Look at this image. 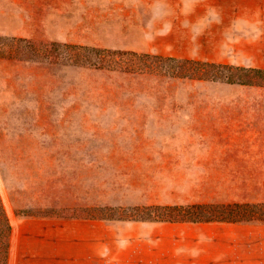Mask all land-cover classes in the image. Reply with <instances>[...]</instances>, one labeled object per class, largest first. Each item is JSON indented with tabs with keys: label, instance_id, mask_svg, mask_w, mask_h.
Instances as JSON below:
<instances>
[{
	"label": "rangeland",
	"instance_id": "rangeland-1",
	"mask_svg": "<svg viewBox=\"0 0 264 264\" xmlns=\"http://www.w3.org/2000/svg\"><path fill=\"white\" fill-rule=\"evenodd\" d=\"M199 1L0 0V35L24 38L18 49L28 50L0 57L8 264H26L21 222L91 246L101 255L92 264H143L149 250L173 249L167 228L196 225L140 219L264 201L263 83L94 67L64 46L264 68V0H226L222 28L196 15ZM214 225L238 234L239 259L264 264V228Z\"/></svg>",
	"mask_w": 264,
	"mask_h": 264
},
{
	"label": "trees",
	"instance_id": "trees-1",
	"mask_svg": "<svg viewBox=\"0 0 264 264\" xmlns=\"http://www.w3.org/2000/svg\"><path fill=\"white\" fill-rule=\"evenodd\" d=\"M24 38L0 35V57L16 58L20 52L18 43ZM31 45L33 52L44 50L42 42ZM41 44V45H40ZM67 52L73 54L72 60L86 62L94 67H119L124 71H153L178 76L221 80L227 83L264 84V68L233 65L191 58H177L172 55L151 54L148 52L110 50L88 47L79 44H65ZM37 49V50H36ZM82 58V59H81ZM191 208V209H190ZM137 220V219H136ZM147 220V219H140ZM147 221H191V222H233L264 225V201L252 202H212L190 204L186 217L175 219H149ZM12 224L0 196V264H8Z\"/></svg>",
	"mask_w": 264,
	"mask_h": 264
},
{
	"label": "crops",
	"instance_id": "crops-1",
	"mask_svg": "<svg viewBox=\"0 0 264 264\" xmlns=\"http://www.w3.org/2000/svg\"><path fill=\"white\" fill-rule=\"evenodd\" d=\"M227 9L226 0H200L198 2L196 15L202 17L204 13L212 17L215 28L223 27V14ZM147 221V220H141ZM170 224L186 223L196 225V227L186 228H167V232L175 236L172 250L160 251L154 256L153 251L149 250L144 255L143 264H259L246 261L237 257L238 234H231L224 227L213 224H235L237 226H252L264 228L262 224L233 223V222H191V221H161ZM23 227L27 244L20 254L26 264H41L42 252L46 251L52 264H92L101 259L100 252H96L91 246L88 248L77 242L71 241L68 244L56 243L46 238V234L41 230L28 227L20 223ZM198 226V227H197ZM203 226V227H200ZM205 226V227H204ZM173 232V233H172ZM12 234V232H11ZM234 243L233 249L231 244ZM11 244V238H10ZM160 246L159 244H155ZM36 249V255L32 252ZM10 252V249H9ZM40 256V257H39ZM9 263V259H8ZM47 264V263H46ZM50 264V263H49Z\"/></svg>",
	"mask_w": 264,
	"mask_h": 264
}]
</instances>
